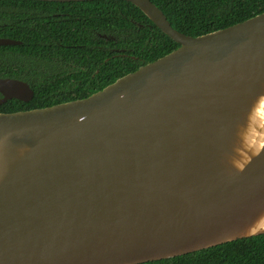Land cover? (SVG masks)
<instances>
[{
  "label": "water",
  "instance_id": "obj_1",
  "mask_svg": "<svg viewBox=\"0 0 264 264\" xmlns=\"http://www.w3.org/2000/svg\"><path fill=\"white\" fill-rule=\"evenodd\" d=\"M121 1L179 47L87 98L0 113V264H144L264 235V12L192 37ZM0 95L34 91L0 78Z\"/></svg>",
  "mask_w": 264,
  "mask_h": 264
},
{
  "label": "trees",
  "instance_id": "obj_2",
  "mask_svg": "<svg viewBox=\"0 0 264 264\" xmlns=\"http://www.w3.org/2000/svg\"><path fill=\"white\" fill-rule=\"evenodd\" d=\"M151 1L176 30L192 37L264 12V0ZM0 38L21 42L0 46V78L25 81L34 91L30 102L12 99L0 113L87 98L179 47L139 8L121 0H0ZM144 264H264V235Z\"/></svg>",
  "mask_w": 264,
  "mask_h": 264
}]
</instances>
